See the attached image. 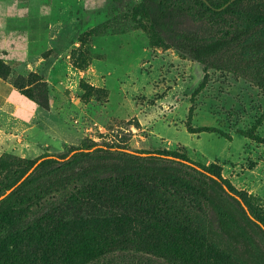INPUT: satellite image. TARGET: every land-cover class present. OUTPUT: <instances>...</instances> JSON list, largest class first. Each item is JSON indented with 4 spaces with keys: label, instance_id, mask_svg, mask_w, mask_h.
<instances>
[{
    "label": "trees",
    "instance_id": "1",
    "mask_svg": "<svg viewBox=\"0 0 264 264\" xmlns=\"http://www.w3.org/2000/svg\"><path fill=\"white\" fill-rule=\"evenodd\" d=\"M134 7L138 28L159 46L264 88V0H139ZM15 86L47 108L48 100L42 105ZM1 195L0 264H115L113 255L126 260L118 264H152L150 256L264 264V203L238 190L219 164L178 150L90 140L35 158L3 153Z\"/></svg>",
    "mask_w": 264,
    "mask_h": 264
},
{
    "label": "rangeland",
    "instance_id": "2",
    "mask_svg": "<svg viewBox=\"0 0 264 264\" xmlns=\"http://www.w3.org/2000/svg\"><path fill=\"white\" fill-rule=\"evenodd\" d=\"M137 2L0 0L2 20L6 6L20 9L22 17L9 27L25 34L28 58L40 59L31 67L27 57L15 59L11 66L0 50V72L7 70L42 105L53 95L64 109L61 127L70 138L51 153L90 140L178 150L219 164L238 190L264 203V88L159 46L133 18ZM121 258L112 257L115 264Z\"/></svg>",
    "mask_w": 264,
    "mask_h": 264
},
{
    "label": "crops",
    "instance_id": "3",
    "mask_svg": "<svg viewBox=\"0 0 264 264\" xmlns=\"http://www.w3.org/2000/svg\"><path fill=\"white\" fill-rule=\"evenodd\" d=\"M4 11V19L0 18L3 57L11 66L15 59L26 57L27 66L37 65L40 59L30 60L26 53L31 47L28 40L24 46L25 34L9 27V20L22 17L20 9L6 6ZM56 101L50 95L47 108H42L23 95L9 76L0 77V156L10 153L22 158H35L45 152H57L60 146L68 143L66 137L70 138V133L61 127L64 109Z\"/></svg>",
    "mask_w": 264,
    "mask_h": 264
}]
</instances>
